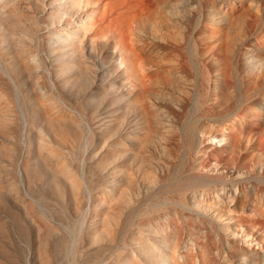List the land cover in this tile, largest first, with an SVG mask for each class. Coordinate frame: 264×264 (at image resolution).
Instances as JSON below:
<instances>
[{"label": "bare ground", "instance_id": "obj_1", "mask_svg": "<svg viewBox=\"0 0 264 264\" xmlns=\"http://www.w3.org/2000/svg\"><path fill=\"white\" fill-rule=\"evenodd\" d=\"M18 1L4 10L14 14ZM52 5L57 24L45 46L55 58L80 53L75 70L86 40L98 50L113 44L118 83L131 85L127 114L113 122L125 133L105 140L111 184L90 183L103 207V264H264V215L253 218L264 212V0ZM22 52L32 56L27 45ZM248 118L257 126L244 127ZM66 174L79 207L83 183L70 167Z\"/></svg>", "mask_w": 264, "mask_h": 264}, {"label": "rangeland", "instance_id": "obj_2", "mask_svg": "<svg viewBox=\"0 0 264 264\" xmlns=\"http://www.w3.org/2000/svg\"><path fill=\"white\" fill-rule=\"evenodd\" d=\"M7 1L0 0V264H45L46 254L51 264H103L105 237L95 218L103 207L90 183L99 191L111 184L112 165L101 164L105 140L125 133L113 122L127 114L131 85L118 83L122 64L113 44L98 50L86 40L85 65L75 70L80 53L55 58L45 46L57 24L53 0H20L14 14L4 10ZM23 18L33 20L19 25ZM25 45L32 56L22 52ZM254 118L244 127H256ZM69 167L83 183L79 207Z\"/></svg>", "mask_w": 264, "mask_h": 264}]
</instances>
